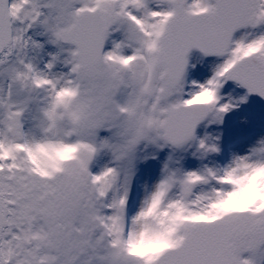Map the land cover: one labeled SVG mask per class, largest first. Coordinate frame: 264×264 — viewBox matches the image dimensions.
I'll use <instances>...</instances> for the list:
<instances>
[{
	"label": "snow or ice",
	"instance_id": "1",
	"mask_svg": "<svg viewBox=\"0 0 264 264\" xmlns=\"http://www.w3.org/2000/svg\"><path fill=\"white\" fill-rule=\"evenodd\" d=\"M0 264H264V0H0Z\"/></svg>",
	"mask_w": 264,
	"mask_h": 264
}]
</instances>
